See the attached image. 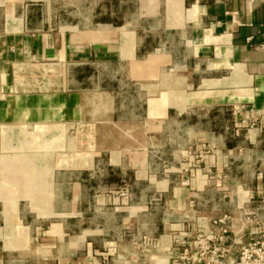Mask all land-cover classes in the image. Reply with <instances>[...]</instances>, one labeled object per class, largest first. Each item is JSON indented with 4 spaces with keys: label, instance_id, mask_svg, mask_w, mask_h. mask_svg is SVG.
Returning <instances> with one entry per match:
<instances>
[{
    "label": "crops",
    "instance_id": "crops-1",
    "mask_svg": "<svg viewBox=\"0 0 264 264\" xmlns=\"http://www.w3.org/2000/svg\"><path fill=\"white\" fill-rule=\"evenodd\" d=\"M263 237L264 0H0V264Z\"/></svg>",
    "mask_w": 264,
    "mask_h": 264
},
{
    "label": "built area",
    "instance_id": "built-area-1",
    "mask_svg": "<svg viewBox=\"0 0 264 264\" xmlns=\"http://www.w3.org/2000/svg\"><path fill=\"white\" fill-rule=\"evenodd\" d=\"M246 106L245 103L236 104L233 106V111L237 113L241 108ZM252 114L249 117L242 119L244 124L255 125L257 124L260 115L263 113L261 108L252 106L250 107ZM227 230V228H223ZM216 236L212 233L205 234L199 231L195 234L193 244L197 251V258L205 259L208 262H216L218 256L221 254L219 252L220 246L217 245L214 240ZM217 239H220L217 238ZM190 252L188 247H185L182 253V257H187ZM104 264L107 263V258H103ZM231 264H264V237L256 240H252L248 243H243L240 248V255L238 260Z\"/></svg>",
    "mask_w": 264,
    "mask_h": 264
},
{
    "label": "rangeland",
    "instance_id": "rangeland-1",
    "mask_svg": "<svg viewBox=\"0 0 264 264\" xmlns=\"http://www.w3.org/2000/svg\"><path fill=\"white\" fill-rule=\"evenodd\" d=\"M109 69L111 70V68H109ZM91 85H92V84H91ZM198 232H199V231H198ZM198 232L196 231V232L192 235V237H191V242L194 240V238H195V234L198 233ZM190 246H191V244H188V243H187V246H185V247H188L189 249H191ZM184 249H185V248H184ZM184 249H183V250H184ZM188 255H189V254H188ZM187 258H188V257H182V259H187ZM107 263H108V259H107ZM107 263H106V264H107ZM103 264H104V262H103Z\"/></svg>",
    "mask_w": 264,
    "mask_h": 264
}]
</instances>
